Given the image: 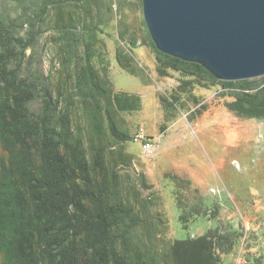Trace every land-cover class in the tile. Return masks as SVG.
I'll use <instances>...</instances> for the list:
<instances>
[{
    "label": "trees",
    "instance_id": "trees-1",
    "mask_svg": "<svg viewBox=\"0 0 264 264\" xmlns=\"http://www.w3.org/2000/svg\"><path fill=\"white\" fill-rule=\"evenodd\" d=\"M13 2L15 15L0 9V264H226L243 237L239 229L220 224L200 236L167 240L169 219L155 212L141 185L127 183L124 172L134 155L126 145L135 137L120 113L141 110L142 101L115 91L109 66L102 73L95 66L105 58L101 36L113 18L112 4ZM50 29L59 34L54 42L62 43L50 72L37 67L23 76L28 50L40 46ZM156 56L158 76L178 73L180 91L191 101L200 103L196 88L219 87L237 118L264 121V77L224 82L199 64L158 50ZM133 59L118 49L119 66L137 75ZM182 95L160 97L168 120ZM168 179L183 229L198 218L220 216L196 190L191 199V180L173 173ZM254 254L259 257L247 264H264Z\"/></svg>",
    "mask_w": 264,
    "mask_h": 264
},
{
    "label": "rangeland",
    "instance_id": "rangeland-1",
    "mask_svg": "<svg viewBox=\"0 0 264 264\" xmlns=\"http://www.w3.org/2000/svg\"><path fill=\"white\" fill-rule=\"evenodd\" d=\"M105 1L108 6L112 4L113 11L108 12V18H113L102 30L100 49L105 58L101 65L96 62L95 66L101 73L109 66V77L116 92L140 96L141 110L120 114L126 121V129L135 138L142 133L156 145L150 152L143 149V142L139 140L127 143V151L134 155L132 166L124 172L129 177L128 185H141L143 196L156 204L155 212L160 211L169 219L167 240H185L220 224L223 229L232 225L243 237L235 253L226 257V264H247L254 253L264 257V121L237 118L225 106L231 98L221 96L219 87L196 88L198 104L182 95L180 84L183 82L178 73L164 77L157 74L158 49L144 19L143 0ZM12 2L0 0V9L15 15ZM124 30L125 43L120 40ZM57 38L58 32L50 29L40 46L28 50L23 76L37 67L48 75L57 48L62 44L54 42ZM133 40H137L136 46L130 42ZM119 48L134 58L132 66L137 75L119 66ZM34 75L39 74L34 72ZM173 95H182V99L174 107L171 105L170 111L175 109V116L168 120L160 97L170 100ZM203 104L207 109L200 108ZM39 108L40 103L34 102L33 109ZM169 173L191 180V199L196 192L204 205L218 209L220 216L198 218L189 230L183 229L175 185L168 179ZM143 184L151 188L145 189Z\"/></svg>",
    "mask_w": 264,
    "mask_h": 264
},
{
    "label": "water",
    "instance_id": "water-1",
    "mask_svg": "<svg viewBox=\"0 0 264 264\" xmlns=\"http://www.w3.org/2000/svg\"><path fill=\"white\" fill-rule=\"evenodd\" d=\"M157 49L222 81L264 77V0H143Z\"/></svg>",
    "mask_w": 264,
    "mask_h": 264
},
{
    "label": "built area",
    "instance_id": "built-area-1",
    "mask_svg": "<svg viewBox=\"0 0 264 264\" xmlns=\"http://www.w3.org/2000/svg\"><path fill=\"white\" fill-rule=\"evenodd\" d=\"M135 140H139L141 142H143V149L145 151H153L156 148L155 143L152 140H149V138H147L144 134H139Z\"/></svg>",
    "mask_w": 264,
    "mask_h": 264
},
{
    "label": "bare ground",
    "instance_id": "bare-ground-1",
    "mask_svg": "<svg viewBox=\"0 0 264 264\" xmlns=\"http://www.w3.org/2000/svg\"><path fill=\"white\" fill-rule=\"evenodd\" d=\"M218 79V78H217ZM219 80V79H218ZM222 81V80H221Z\"/></svg>",
    "mask_w": 264,
    "mask_h": 264
}]
</instances>
